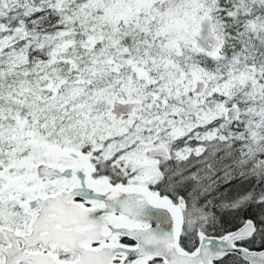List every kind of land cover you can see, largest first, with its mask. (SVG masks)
Masks as SVG:
<instances>
[{"label": "snow or ice", "instance_id": "snow-or-ice-1", "mask_svg": "<svg viewBox=\"0 0 264 264\" xmlns=\"http://www.w3.org/2000/svg\"><path fill=\"white\" fill-rule=\"evenodd\" d=\"M0 264H264V0H0Z\"/></svg>", "mask_w": 264, "mask_h": 264}]
</instances>
